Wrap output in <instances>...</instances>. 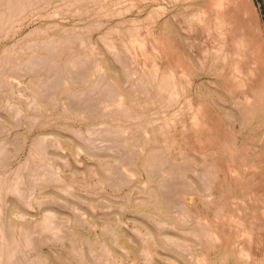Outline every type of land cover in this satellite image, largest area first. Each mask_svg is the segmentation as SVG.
<instances>
[{"label":"rangeland","instance_id":"1","mask_svg":"<svg viewBox=\"0 0 264 264\" xmlns=\"http://www.w3.org/2000/svg\"><path fill=\"white\" fill-rule=\"evenodd\" d=\"M3 1L4 0H0V12L3 11V8L10 7V2L5 1L6 4L2 5L1 2ZM36 1L37 0H34V2L33 0H26L22 8L23 10L26 9V11H22L21 8L15 10V15L9 20L12 25L9 24L8 26L7 24L0 28L1 32H4L5 35L4 37L0 32V55L7 47L18 48V46H20V50L18 48V53L19 51H23L24 53L21 52L19 55L23 53L22 55L26 56L25 58L21 55V61H24L21 62L22 64H18V66L22 67H20V69L13 67V64H11V67L6 68L5 71L0 68V74L3 72L0 76V82L2 83H0V177L4 178L5 184H7L5 185L7 190L4 188V193L1 196L3 197L5 195L4 198L0 197V200H2L0 204L3 208V214L5 212L2 219L5 228L4 232L7 238H9V235L11 238L14 228L18 226H24L23 228L27 232L29 231L28 233L30 236L32 235V244L35 247H32L33 250L31 248L28 253L29 255L27 254V257H24V259H28V262L26 259L22 261V264H29V261L30 264L34 262H36L34 264H208L213 255L214 246L210 247L208 244H199L198 240L189 233V230L192 228H189L188 234L185 232L186 230L179 233L177 228V232L175 230H160V227L155 223L157 220H153V218L150 219L149 216H147L150 211L143 207V197L147 191H154V188L151 186L152 183L154 185V182L144 173L146 171L143 163L138 165H135L134 162L131 163L135 156H137L136 152H133L135 149L128 148L127 150L129 152L122 149L123 147H121V145H123V143H120L122 133L121 131L118 132L119 128L117 129L115 126V124L118 125L117 122H120V118L122 117L123 121L120 123L123 125L128 123V126L132 124V122L128 120V113H122L123 116L121 113L116 114L107 110L106 104L109 101L108 97H104V94L101 95L98 91L93 90L97 85L93 83L92 80H88L91 78L93 79L94 76H98L99 78L96 80L99 82L101 77L99 76L98 69L97 71L95 68L82 70L79 69L80 65H77L78 62L91 65V60H95L97 57L94 56L97 54L98 58L99 56L101 57L99 59L103 58L102 60L108 62L109 65L112 64L111 67L113 71L116 70L119 74L118 76H123L122 79L125 80L124 77L127 78L125 73L127 69L130 68L129 63L127 65L126 62L123 63L119 60H113V52L111 50L108 51L109 49L104 46L100 36L102 34L101 31H106V29L128 26L136 23H142L140 24V30L144 29L143 25L145 24L146 26L153 25L154 28L158 30L163 24L167 26V28L172 26L171 29L174 34H172V32L171 34L173 36H175V34L178 35L180 39L182 38V41L185 39L187 45L183 44V47L182 43L178 41L181 43L180 50L186 52L189 41H187L185 34L181 32L179 28L183 26L182 29H187L189 24L183 22L184 16L182 14L186 17L189 10L201 8L202 5L206 4L207 0H199L200 3L198 2V5L197 0ZM188 1L189 3L187 4ZM226 1L229 3H232V1L234 3V1H236L238 8L241 10L236 19L238 23L236 24L238 37L244 36L249 31L252 33V44H250L248 48L246 47L243 49L240 59L235 55L231 56L232 61L239 66L238 70L240 72V67L245 68L247 63H252L251 65H253L255 69L262 72V81L264 84V0H224V3ZM192 2L194 5L191 4ZM33 3L38 5L35 6ZM29 4L32 5V7ZM185 5L191 7L188 9L187 6V8L183 9L186 7ZM131 6L134 9H132ZM147 6L152 7L149 9ZM28 7L29 9H27ZM112 8H116L117 10L115 9L113 13ZM127 8L130 9V13L127 11ZM141 8L144 9L141 10ZM93 9H96L95 12ZM119 9L121 11H123L122 9H126L125 14L124 12H117ZM107 10H109V13ZM245 13L247 16L244 18L246 15ZM121 14L124 15L121 16ZM229 14L230 12L226 16ZM99 16L102 18H99ZM181 17L183 18L181 19ZM98 20L104 24L102 27H100L102 24ZM179 23L183 25H179ZM97 24L98 26H96ZM86 26L90 31L88 29L85 30ZM91 26L92 29L94 28V32H92ZM70 33H72V35L76 33V36H78L75 38L76 40L75 43L72 44L73 46L67 44L70 41L67 39L68 34L71 36ZM64 34L66 38L60 41L62 44L60 42L56 44V49L59 50L57 51L54 48L55 46L51 48L55 56V58L49 60V64H52L49 65L51 67L49 68L48 65L41 66L40 64L39 67L41 66L46 72L41 70V67L40 70L38 69V71H36L37 69L34 68H38V66L33 67L28 62V60L32 61L33 56L31 54L36 51L37 47L39 48L37 50L40 51L42 46L44 47L46 44V42L44 43L43 41L47 40L50 36H64ZM73 36H75V34ZM84 36L85 39L82 38ZM64 43L65 48L63 47L64 50H62V47L59 48V46H62ZM78 43L79 45L77 46ZM86 43L88 44L86 45ZM100 43H102V46L99 45ZM83 44H85V46L80 47L81 45L83 46ZM21 45L25 49L23 47L21 48ZM90 46L91 48L87 49ZM76 48L78 50H76ZM23 49L29 52L30 55ZM43 49L44 48H42V50ZM29 50H34V52L32 51L31 53ZM173 50L174 48L171 47V51ZM63 51L64 53L67 51V53L62 54ZM82 51L86 52L85 55H80L81 57L83 56L82 59H80V56L78 58L79 60L71 57L77 56L78 52L83 53ZM56 53H58V55H56ZM101 54L104 55L101 56ZM61 55H69V58L61 60L59 58ZM28 56L29 58H27ZM84 58L85 60H83ZM228 59L229 57L227 56L225 60ZM81 60L83 61L81 62ZM53 61L56 62L53 64ZM62 62L66 63L62 64ZM67 64L68 67L66 66ZM115 64H117V66ZM22 65L25 66L24 71ZM72 65H74L76 69ZM30 66L32 70L34 69L33 72ZM118 67L120 68L117 69ZM209 68L203 69L197 76H194L193 72L189 73L187 82L191 80L194 89L199 90V88L202 87V89L208 90L212 95L209 94L207 97L205 93H202L201 96L207 97V101L211 99L212 104L213 101H215L221 105L219 107L217 106L215 109L210 104H207L205 110L209 118L207 119L209 122L208 126L212 125L214 132H216L219 137L215 146H218L217 148H220L221 151L219 155L215 157L219 158V163H222L223 159L220 158V156L222 155V150L226 146V143L234 142V135H237V137L240 136L239 131L243 132L244 127L241 126L240 128L234 121L228 120V118H224L220 115L225 112L227 113V111L233 113L236 109L234 103L235 99L233 97L234 91H232L234 90V85L232 86L229 79L230 77L227 78L228 76L225 74V66L219 65ZM65 70L71 75H68L69 73H67V71L65 72ZM80 70L82 71L81 73ZM90 70H92L93 76ZM118 70L120 71L118 72ZM63 73L70 77H67V75L61 76ZM114 73L116 72L114 71ZM219 75H224L225 77H218ZM43 76H50V78H48L49 81ZM63 77H67L68 79L66 80ZM75 78L76 80H74ZM234 78H236V76H234ZM70 79V82L73 81L71 84L68 81ZM55 81L58 82L55 83ZM62 81H64V85H61ZM126 81L127 79L124 82L126 83ZM50 82H52L53 85L52 83L50 84ZM189 82L185 86L187 90ZM57 83L58 85H55ZM75 83L78 85H75ZM222 84H225L224 88L227 87L226 90L228 89V92H224L225 89L224 91L222 90ZM46 85L48 87H45ZM66 85H69V88L66 87L67 90H65L66 88L64 87ZM81 85H84L82 88L86 87L87 89H82L83 91L79 89V92H77V89L81 88ZM53 86L55 88H53ZM70 86L72 87L70 88ZM258 87L264 91L262 87ZM42 88L44 89L42 90ZM40 89L42 91H40ZM69 89L70 91L71 89L76 91L72 90L70 92ZM86 90L87 93L90 94L87 95ZM43 91L45 93H43ZM187 96L191 98L192 102H195L194 94L191 93L190 95L189 92ZM101 98L104 99L102 100ZM78 99L82 100L80 101ZM231 99H234V101L231 102ZM177 100L178 101L172 102L173 105H176L171 108L172 111H175V107L179 104L178 102L180 99ZM91 101L92 103L94 102L93 105H91ZM103 101L106 104H103ZM84 102H88L89 105L84 104ZM100 103L103 104V106ZM69 108L73 109L71 110L73 115ZM74 108L76 111H74ZM83 108L85 110H83ZM81 109L83 112L87 113V115L83 114ZM77 111L81 113L80 118L78 117L79 115L77 117L74 116V113ZM92 112L99 116L96 117ZM164 113L165 112H163V114ZM100 114L102 116H100ZM117 115L120 118H115ZM104 116L111 118L112 121L108 120V118L105 120ZM159 116H162V114H157L156 118H159ZM113 118L115 119L113 120ZM118 118L119 121L117 120ZM125 118H127V120ZM138 123H140V121L136 122L135 125H140ZM107 124H110V126ZM122 124L119 125L123 126ZM112 126H115V128ZM97 129H99V131ZM204 130V126L201 127V129L195 130H189L183 127L176 128L175 133L178 134L179 137L176 138L175 149L177 151H182L181 153L177 152L176 157L178 159L190 158L192 160L194 159L193 162L195 161V163H197L198 155L194 154L196 146L190 144L187 139V133L189 136L193 135L194 137H200V148L208 150L210 140H205L203 138ZM97 131L100 133L99 137ZM102 132L106 133V135ZM109 133L114 134L109 135ZM181 136L183 137L182 139ZM101 137L103 138L101 139ZM114 138L120 142H115ZM251 138L252 143L255 144L250 151L252 155L262 163V158L264 157V124L258 127L257 130L254 129L247 136L244 135L237 138V146L243 150H247L250 147L248 143ZM99 139L103 141L110 140L99 142ZM117 142L121 145L119 144L118 146L117 144L115 147L114 144ZM120 147L122 152L119 151ZM38 149L45 152L44 156L41 157L39 154L37 155L35 153ZM123 150H125L126 153ZM129 154L130 156L132 155L131 158H128ZM127 158L131 160V162ZM123 170L130 175V178H128L124 172L122 178L120 174H122ZM124 175L126 177H124ZM114 176H116V179ZM191 176H194V174ZM15 178L19 182L13 185L12 183L16 180ZM117 178L120 180H117ZM196 178L199 179L198 177ZM114 179L117 181L115 182ZM233 191L234 186L230 183L228 186H221L218 190V194L222 197L230 198V201L236 202L238 200L236 204L239 206V204L242 203L239 202L240 200L235 196L231 195ZM4 205L6 209L3 207ZM194 205L200 206L202 210L206 209L199 200H197ZM48 214H50L49 217ZM51 216L52 219H50ZM42 220H48L51 223L50 225L47 224L42 226ZM52 227L58 228V234L52 232ZM237 229L238 231L240 230V228ZM240 231L238 234L236 233L237 239L242 233V231L241 233ZM159 232L170 235L174 234L176 238H180H178L180 241L185 240L186 243L182 242L190 244L188 251L183 252V250L171 245H167L166 247L163 237L159 235ZM52 234H54V236H52ZM148 235L151 236L152 240L149 238V241H147L148 238L146 237H149ZM160 237L162 240H160ZM262 239L263 237L261 236L258 241L259 244L263 241ZM155 240H158V242ZM216 249L218 248L216 247ZM235 251L237 252L238 249ZM79 255L81 256L79 257ZM32 261L34 262L31 263Z\"/></svg>","mask_w":264,"mask_h":264},{"label":"bare ground","instance_id":"2","mask_svg":"<svg viewBox=\"0 0 264 264\" xmlns=\"http://www.w3.org/2000/svg\"><path fill=\"white\" fill-rule=\"evenodd\" d=\"M5 1L10 2V7L3 8V11L0 12V28L7 24L8 26L9 24L12 25V23H10L9 20L12 18L13 15H15L14 14L15 10H18L20 8L22 9L24 6V3L26 2V0H4L3 2H1L2 5L6 4ZM37 1H40V0H37ZM198 2L199 0H197V5L200 3ZM188 3L189 1L187 2V4ZM191 4L194 5L193 2ZM33 5L36 6L38 4L33 3ZM30 6L32 7V5ZM187 6L184 7L183 9L187 8ZM147 7H149L150 9L152 6H147ZM189 7L191 6H188V9ZM128 8H127V11L130 13V9ZM27 9H29V7ZM115 9L116 8L113 9V13ZM143 9L144 8H141V10ZM145 9H148V8H145ZM95 10L93 9L94 12ZM109 10H107L108 13H109ZM122 10L123 11L119 9L117 12L119 13L124 12L125 14L126 9H122ZM22 11H26V9L25 10L22 9ZM240 11L241 10L238 8L236 1H234V3L233 1L232 3H229L228 1H226L224 3V0H207L206 4L202 5L201 8L199 9L195 8L194 10H191V11L189 10V13L187 11L188 14L185 13L186 11L183 12L187 14L188 16L186 15L185 17V15L182 14L184 18L181 17V19L183 18V22H187V24H189V27L187 29L186 28L182 29L183 26L182 27L180 26L179 30H181V32L185 34L187 41H189L188 43L189 46L187 47L186 52L180 50L181 43H182V47H183V44H186L185 39H183L182 41V38L180 39L178 35L175 34V36H173L172 34L174 33L172 32V29H171L172 26L167 28V26H165L164 24L159 30L157 28L155 29L153 25L146 26V24L143 25L144 29L141 28L142 30H140V24L142 23H136V24H131L128 26H119L117 28H109V29H106V31H103L104 33L101 31V33L103 34V35L101 34L100 36L101 41L104 44V46H106L109 49L108 51L111 50L113 52L112 53L114 56L113 60L114 59L119 60L120 62H123V63L126 62L127 65L128 63L130 65L129 69L126 68L127 69L126 73L123 70L125 75H127V78L124 77L125 80L127 79L126 83L124 82L125 80L122 79L123 76L121 77L118 76L119 74L117 73L116 70L114 71L117 74L114 73L111 67L112 64L109 65L108 62H106L105 60H102L103 58L99 59L101 57L99 56L98 58L97 54L96 56H94L97 58H95V60L93 61L91 60V63H92L91 65L81 64L79 62L77 63L78 66L80 65L79 69H82V70L95 68L97 71L98 69L99 76L101 77V79L99 80L100 83L97 82L96 80L97 78H99L98 76L96 77L94 76L93 79L91 78L88 80H92V82L97 85V87L93 90L98 91L99 93H101V95L104 94L105 95L104 97L106 96L108 97L109 101L107 104L104 103L103 101V104H106L107 110H109L110 112L112 111L113 113H116V114H119V113L122 114L124 112L128 113L127 114L129 117L128 120L132 122V124H130L131 126L130 125L128 126V123H125L126 125L124 124L125 125L124 126L122 123H120L121 121H123L122 120L123 117L120 118L118 115L115 116V118L119 117L121 120L120 122L116 121L117 124L118 125L122 124L123 126H120V125L118 126L115 124L116 128L117 129L119 128L118 132L121 131L122 133L121 134L122 139H121V142L118 140H115V138L114 140L115 142L118 141L120 143H123V145H121L120 143L119 144L121 145V147H123L122 149H125L126 151H128L127 150L128 148L135 149V151L133 152H136L137 156H135L134 160H132L131 162V160L128 159L129 157L131 158L132 156V155L130 156V154L128 155L127 159L131 163L134 162L135 165L143 163L145 171H146L144 173L147 174V176H149L152 182H154V185L153 183L151 185L154 188V191L153 190L152 191L150 190L151 192L147 191L145 193V196L143 195L144 202L142 205L145 209L150 211V212L148 211L149 215L147 216H149L150 219L153 218V220H157L155 223L157 224L158 227H160V230L166 229L167 231L168 230L176 231V228H177V230H179V233L186 230L185 232L188 234L189 228H192L191 230H189V233L196 240H198L199 244H204V245L208 244L210 247L214 246V252H212L213 255L210 261L208 262V264H264V157L262 158L263 160L261 163L260 160L256 159L252 155V152L250 150H252L251 148L255 144V143H252L251 141L252 138L250 139L248 143L250 147L247 150H243L237 146V138L244 136V135L247 136L254 129L257 130L258 127L264 124V103H263L264 91H262L258 87L260 86L264 89V84L262 81V72H259L257 69H255L253 65H251L252 63L251 64L247 63L245 68L240 67V70H241L240 72L238 70L239 66L237 64H234L231 58V56L235 55L236 57L240 59L243 49L246 47L248 48L250 44H252L251 31H249L247 34H245L242 37H238L237 35V30H236L237 25L236 24L238 23L236 19L239 16ZM229 12L230 14L226 16ZM124 14H121V16ZM246 16L247 14L244 16V18ZM99 18H102V17L99 16ZM98 21L100 22V20ZM181 24L179 23V25ZM103 25L104 24H102L100 27H102ZM96 26H98V24ZM90 28L92 32H94L93 31L94 28L92 29V26ZM169 28L171 29V31ZM86 29L90 31V29L87 26L85 27V30ZM1 33L2 35H4V32H1ZM70 34L71 36L68 34V38H67L70 41L67 44L73 46L72 44L75 43V40H76L75 38H77L78 36H76L77 35L76 33H73V35L75 34V36H73L72 33ZM86 35H87V32H86ZM1 37L4 38L5 35L4 37L3 36ZM65 38H66L65 34L64 36H57V35L53 37L50 36L47 40L43 41L44 43L46 42L45 46L44 47L42 46V48H44L43 50L41 48L40 51H38L37 50L39 49L37 47L38 45L36 46L37 49L35 52L34 50H32L34 53H32V51L29 50L31 51L32 53L31 55L33 57H32V61L28 60V62L33 67L38 66V68L37 67L34 68V69H37L36 71H38V69L40 70L41 66L52 65V64H49L50 62L49 60H52L53 58H55V56L51 48L55 46L54 48L56 49L57 47L56 44ZM82 38L85 39V36ZM65 43L62 46H59V48L62 47L61 49L64 50ZM102 43H100L99 45L102 46ZM40 44L44 45L43 43H40ZM87 44L88 43H86V45ZM78 45L79 43L77 44V46ZM71 46H68V47H71ZM84 46L85 44H83V46L81 45L80 47H84ZM104 46L103 48L106 49ZM22 47L23 46L21 45V48ZM171 47L174 48L173 51H171ZM18 48L20 50V46H18ZM18 48L7 47L5 48V50L2 51L0 55L1 70L4 69L3 71H5L6 68L11 67V64L14 65L13 67L20 69L21 66H18V64L24 61V60L21 61V55L24 52L19 51V53L23 52L21 55H19ZM89 48H91V46L88 47L87 49ZM56 50L58 51L59 49H56ZM76 50L78 49L76 48ZM85 51L84 52L82 51L83 53L78 52L77 56H71V57L78 59L81 54L85 55L86 53ZM26 53L30 55L29 52H26ZM58 53H56V55H58ZM66 53L67 51L65 53L63 51L62 54H66ZM102 55L104 54H101V56ZM23 56L24 55H22V57ZM227 56L229 57V59L225 60ZM24 57L26 58V56ZM82 57L80 56V59H82ZM168 57H169V60H168ZM27 58H29V56ZM59 58L61 60H66L67 58H69V55L67 56L61 55ZM83 60H85V58ZM83 60H81V62ZM55 62L53 61V64ZM63 63L64 62H62V64ZM40 64L41 66L39 67ZM115 65L117 66V64ZM219 65L225 66L224 68L225 74L226 76H228L227 78L230 77L229 79H230L232 86L234 85V90H232L234 91V96H233V93H232V96L234 97L235 101L234 99H231L232 100L231 102L234 101L235 108H236V109L234 108L235 111H233V113H229L227 110H225L227 111V113L225 112L220 115H222L224 118H228V120L234 121V123L237 124L240 128L241 126L244 127L243 132L239 131L240 136L237 137V135H234V139H235L234 142H231L228 144L226 143V146L222 150V155L220 156V158L223 159L222 163H219L218 162L219 158L215 157V156H218L221 151L220 148H217L218 146H215L219 137L217 133L214 132L212 125L208 126L209 122L207 119L209 118L205 110V107L207 106V104H210L215 109L217 108V106L219 107L221 105L220 103L215 102V101H213V104H214L213 105L211 99L207 101L206 98L208 97V95L209 94L212 95V94L208 90L204 88L202 89V87H200L199 90L194 89L193 82H191V80H190L191 83L188 81L189 82L188 90L185 87L186 84H188L187 80H188L189 73L193 72L194 76H197L199 72H201L203 69H207L211 66L216 67ZM25 66H23V71H24ZM31 66L30 68L32 70ZM66 66L68 67V64ZM72 66L74 67V65ZM50 67L51 66H49V68ZM119 68L120 67H118L117 69ZM41 70H43L42 67H41ZM43 71H45V69ZM66 71L67 70H65V72ZM90 71L92 72V70ZM119 71L120 70H118V72ZM81 72L82 71L80 70V73ZM67 73L69 72L67 71ZM1 74H3V72ZM65 75L63 73V75L61 76H65ZM68 75H71V74L69 73ZM68 75L67 77H70ZM93 75L94 74L92 72V76ZM50 76L48 77L43 76V77L47 79V81H49L48 78H50ZM222 76L224 75H219L218 77H222ZM234 76H236V78H234ZM67 77L66 78L63 77V78L67 80L68 79ZM74 80H76V78ZM64 81H62L61 85H64L63 84ZM68 81L70 82L71 79ZM56 82L58 81H55V83ZM72 82H70V84ZM51 83L52 82H50V84ZM55 85H58V83ZM75 85H78V84L75 83ZM224 85L225 84H222V90L224 91L225 89L224 92H228L229 90L227 89L228 90L227 91L226 90L227 87L224 88ZM68 86L66 85L64 87L69 88ZM83 86L84 85H81V88H78V89L76 88L78 90L77 92H79V89L80 91L82 89L83 90L87 89L86 87L82 88ZM45 87H48V86L46 85ZM71 87L72 86H70V88ZM53 88L55 87L53 86ZM67 88L65 90H67ZM43 89L44 88H42V90ZM42 90L40 89V91ZM72 90L73 89H71V91ZM44 91L43 93H45ZM73 91H76V90H73ZM189 92H190V95L191 93L194 94L195 102H192L191 98L187 96L189 95ZM86 93H87V90H86ZM93 93H96V92H93ZM202 93H205L207 97H202L201 96ZM88 94L90 93H87V95ZM81 95H82V92H81ZM177 99H180V101L178 102L179 104L177 103L178 106L175 107L174 109L175 111H172L171 108L176 106L175 104L173 105L172 102L178 101ZM93 103L91 101V105H93ZM97 103H98V100H97ZM84 104L89 105L88 102L87 103L84 102ZM103 104L101 105L103 106ZM75 108H74V111H76ZM85 108H88V107H85ZM69 110L72 113L71 110L73 109L69 108ZM83 110L85 109L83 108ZM79 112L78 111L75 112L74 116L77 117L79 115L78 117L80 118L81 113ZM94 112L92 113L95 114L96 117H98L99 115ZM163 112L165 113L163 114ZM159 113L162 114V116H159V118H156V115ZM83 114L87 115V113L85 112H83ZM83 114H82V117H83ZM102 114L104 115V112ZM100 116L102 115L100 114ZM106 116H104L105 120L107 118L108 120H111V118L106 117ZM115 118H113V120ZM119 118L117 119L118 121H119ZM125 119L127 120V118ZM138 121H140V123H138L140 125H135V123ZM107 125L110 126V124H107ZM115 126L114 127L112 126V127L115 128ZM203 126L205 127L203 138L205 140H210L209 149L208 150L201 149L199 146L200 137L198 136L194 137L193 135L189 136L187 133V139L189 140L190 144L196 146L194 150V154L198 155V161L197 163H195V161L193 162L194 159L192 160L190 158H182V159L179 158L178 159L176 157V154L177 152L181 153L182 151H177L175 149V141H176V138L179 137L178 134L175 133L176 128L183 127V128H188L189 130H195V129H201V127ZM97 130L99 131V129ZM103 134L106 135V133H103ZM110 134H114V133H109V135ZM99 135L100 133L98 132V137ZM102 138L103 137H101V139ZM182 138L183 137L181 136V139ZM101 139H99V142L100 141L105 142V141L110 140V139L109 140L104 139L105 141H103ZM118 142L114 144V146L117 145ZM121 147L119 148L120 149L119 151L122 150ZM35 153L37 155L39 154V156L41 157L44 156L45 154V152L41 151L40 149H38L37 152ZM123 172L126 174V176H128V178H130L129 177L130 175L127 174L125 170H123L122 174H120L122 175V178H123ZM192 174H194V176L198 177L199 179H197L194 176H191ZM126 176L124 175V177ZM114 177L116 179V176ZM115 179L114 181L116 182L119 178H117V180ZM18 182L19 181H17L16 179L12 184L14 185ZM230 183L233 184L234 186V191L231 193V195L235 196L237 199L240 200L239 202L242 203V204H239V206L236 204V202H238L236 198H235L237 200L236 202L230 201V198L222 197L220 194H218V190L221 186L225 187V186H228V184ZM5 185L7 184H5L4 178L0 177V197L4 193ZM5 190L7 189L5 188ZM4 196L1 198H4ZM197 200L201 202L202 206L206 207L205 210H202L200 206L194 205L197 202ZM5 205L7 206L6 203ZM5 205L3 207H5L6 209ZM1 206L2 205L0 204V264H22V261L27 259V258L24 259V257L25 256L27 257V254L29 253L32 247H35L32 244V239H31L32 235L30 236V234L28 233L29 231L27 232L23 228L24 226L23 227L20 226L22 228L18 226L14 228V232L11 235V238H10V235L9 236L7 235L9 237L7 238L6 233L4 232L5 228H4V222L2 219V217H4L3 215L5 214V212L3 214V208ZM49 215L50 214H48V217ZM50 219H52V216ZM41 223H42L41 225L44 226L47 224L50 225L51 222L48 220H44ZM237 228H240V230L242 231L241 233V231L239 230L241 234H240V237H238V239L236 237V233L237 234L239 233ZM52 232L54 234H58V228L52 227ZM54 234H52V236H54ZM159 235L163 237L164 244L166 245V247L167 245L169 246L171 245L175 248L183 250V252L188 251L190 244H185L186 243L185 240H182L183 242H185L183 243L182 241L179 240L180 238L178 236L177 237L179 239L176 238L174 234H172L174 235L172 236L170 234H167V233L163 234L161 232ZM261 236L263 237L262 239L263 241H261V244H259L258 241L261 238ZM146 238H148L147 241H149V238H151V236L146 237ZM160 240H162V238ZM155 241L158 242V240H155ZM189 242H192V241H189ZM216 247L218 249H216ZM236 248L238 249L237 252L235 251L237 250ZM80 256L81 255H79V257ZM27 262H28V259H27ZM33 262L34 261H32L31 263ZM24 264H28V263H24ZM29 264H30V261H29Z\"/></svg>","mask_w":264,"mask_h":264}]
</instances>
